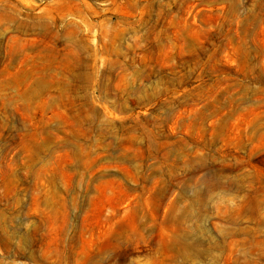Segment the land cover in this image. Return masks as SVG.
Returning a JSON list of instances; mask_svg holds the SVG:
<instances>
[{
  "label": "rangeland",
  "instance_id": "374dc122",
  "mask_svg": "<svg viewBox=\"0 0 264 264\" xmlns=\"http://www.w3.org/2000/svg\"><path fill=\"white\" fill-rule=\"evenodd\" d=\"M0 264H264V0H0Z\"/></svg>",
  "mask_w": 264,
  "mask_h": 264
}]
</instances>
